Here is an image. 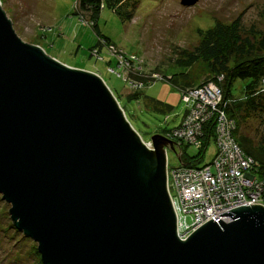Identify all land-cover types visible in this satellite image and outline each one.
Here are the masks:
<instances>
[{"label":"water","instance_id":"water-1","mask_svg":"<svg viewBox=\"0 0 264 264\" xmlns=\"http://www.w3.org/2000/svg\"><path fill=\"white\" fill-rule=\"evenodd\" d=\"M152 140L153 151L101 77L23 42L0 5V195L43 264H264L260 205L178 237L173 146Z\"/></svg>","mask_w":264,"mask_h":264},{"label":"rangeland","instance_id":"rangeland-1","mask_svg":"<svg viewBox=\"0 0 264 264\" xmlns=\"http://www.w3.org/2000/svg\"><path fill=\"white\" fill-rule=\"evenodd\" d=\"M182 1L140 0L135 3V11L131 1L125 0L122 4V7H126L125 13L135 11L132 20L122 18L111 10H103L99 25L102 34L111 40V45L99 48L98 36L94 30L83 22L80 16L75 15L77 0H0L1 7L23 42L43 49L49 57L67 67L101 77L120 99L121 105L129 110V118L134 128L141 132L142 139L150 150H154L152 137L155 135L164 136L171 143L174 142L172 146L175 152L170 145H166L167 150L164 148V151L169 156L168 193L175 199L176 207H181L173 177L174 170L181 165L178 148H201L202 139L194 138L191 131L203 135L207 122L214 121L215 128H219L222 122L219 117L223 110L224 93L214 83L210 61L203 58L200 52L206 48L204 42L209 32H213L219 24L223 28L236 26L241 36L252 40H259L264 35V0H198L194 6L188 7L183 6ZM86 17L84 18L87 21ZM117 63L123 69L126 79L144 86L129 88L115 74L119 69ZM134 76H139L145 81L138 82ZM165 77L179 84H188L189 92L194 88L203 90L212 87L211 94L200 92L193 95L198 103L189 108L190 115L183 125L185 131L181 129L177 131L178 134L171 130L182 122L188 104L179 90L163 81ZM245 86L246 83L242 81L233 85L232 92L239 97L237 99L242 98L241 91ZM138 92L167 103L173 107V112L166 116L147 110L142 102L139 106L135 102L127 101V96ZM203 97L205 99L202 100ZM197 109L199 114L196 115L199 116L201 111H205V119H199L196 124V117L193 115ZM260 122L261 119L250 124L254 130L260 128V133L264 134V126H260ZM215 142L206 155L207 167H214V161L218 158L216 151L221 148L220 143L227 155L222 138L219 137ZM174 144L179 147L176 149ZM197 153L195 148L189 150L191 156ZM251 174L252 172L249 177ZM247 185L244 184L245 187ZM261 192L255 193L264 202V192ZM9 212L10 206L0 195V264H40L34 251L37 245L32 240L23 238L22 234L13 228ZM183 214V217H189L187 222L191 224L189 213Z\"/></svg>","mask_w":264,"mask_h":264},{"label":"trees","instance_id":"trees-1","mask_svg":"<svg viewBox=\"0 0 264 264\" xmlns=\"http://www.w3.org/2000/svg\"><path fill=\"white\" fill-rule=\"evenodd\" d=\"M124 1L125 0H77L78 8L75 15L80 16L82 21L86 22V24L94 30L98 36V43L100 45V47L98 46L99 48L103 46L106 48V46L111 45V40L102 34L99 25L103 10L108 9L119 14L122 18H127L129 20L133 19L137 9L135 3H139L140 0H129L131 1V4L135 6V11H131L129 14L125 13L127 12L125 11L126 7H122ZM84 15L88 17V19L86 17L87 21L85 20ZM263 36L259 40H252L251 38L241 36V33L236 26L223 28L218 24L213 32H209L207 40L204 42L206 48L200 52L202 53L203 58L210 61V69L215 79L214 83L215 85L219 86L224 93V103L221 114L226 121L227 128L229 129V137L231 140H233L234 144L239 147L243 158L251 163L252 174L264 184V134L260 133V128L254 130L250 124L251 122L257 123L261 119L262 123L260 122V126H264ZM117 65L119 66L118 63ZM112 70L116 72L115 68ZM115 74L118 76V78L122 79L129 88L134 89L135 87L137 88L144 86V84L136 85L134 84L135 81L133 82L131 79H126L123 75V69L120 66ZM134 79H136L138 82L145 81L139 76H134ZM163 81L173 85L177 90H179L182 93L183 99L186 101L187 95L189 96V93L191 92L188 91L190 88L188 84H179L175 80H172L168 77H165ZM238 81L246 83L245 88H243L241 91V99H237L239 97L233 95L232 92L233 85ZM106 86L111 91L120 108L124 111L127 121L131 124L137 135L142 138L141 132L134 128L129 118V110L121 105L120 99L116 96L114 91L107 84ZM197 89L198 88H194L193 90ZM189 98L190 101H186L188 104V109L186 110L182 122L177 128L171 130L174 133L184 128L183 125L190 115V109L194 107L196 103L194 97ZM127 101L130 103L135 102L139 106L142 102L147 110L164 114L166 116L173 112V107L169 106L167 103L150 98L143 92L130 94L127 96ZM132 115L134 118V114ZM167 121L168 118L166 119V122ZM207 123V126H205V133L198 136L199 139H202L203 141L201 148L200 146H184L182 151L180 148H178L179 143L174 144L176 145V149L178 148L180 150V156L178 155V158L181 162V165L179 168L185 167L194 170H200L206 167L207 164H205V159L207 152L210 146L213 143L216 144L215 141L219 139V135H217V128L214 126V121ZM198 137L196 136V138ZM168 139H171V137H168ZM164 148L167 150L166 145H164L163 150ZM191 148H195L198 151L195 156L189 155V150ZM217 149L218 148H216V150ZM218 151H216V153ZM165 157L167 159V163H169V156L166 155V153ZM11 222L13 228L18 233H21L23 238H26V240H31L16 229L12 219ZM34 251L37 258L40 260V264H43L41 255L38 251V246L34 247Z\"/></svg>","mask_w":264,"mask_h":264},{"label":"built area","instance_id":"built-area-1","mask_svg":"<svg viewBox=\"0 0 264 264\" xmlns=\"http://www.w3.org/2000/svg\"><path fill=\"white\" fill-rule=\"evenodd\" d=\"M211 88L192 90L189 96H187L186 101L189 102V97H193L194 94L200 92L211 94ZM197 103L196 100L195 105ZM196 113L199 114L198 109L193 115L196 117L194 123L197 124L199 119H205V111H201L200 116L196 115ZM219 119L222 122L221 126L217 127V135L222 138L223 144L227 149V155L223 145L221 146L220 143L219 148L221 147L222 149L220 148L218 151V158L214 161V167L212 165L210 167L206 166L200 170L184 167L177 168L173 172L174 188H176L178 196L181 199V207H176L175 199L172 196H170V199L177 216V234L182 241L187 240L194 232L211 220H215L213 222L217 224H220V220L230 222L231 219L228 216H219L226 211L246 205H260L262 207L264 205L260 196L255 193H258V191L264 192V184L253 174L250 175L253 178L249 177L251 163L243 158L239 147L230 139L229 129L221 112ZM194 128L197 130V127L194 126ZM191 134L194 138L200 135V133L193 131H191ZM223 156H225V159H223ZM246 183L248 184L247 187L244 186ZM175 208L182 210L178 211ZM183 213H189L188 215L192 219L191 224L187 222L189 217H183Z\"/></svg>","mask_w":264,"mask_h":264}]
</instances>
